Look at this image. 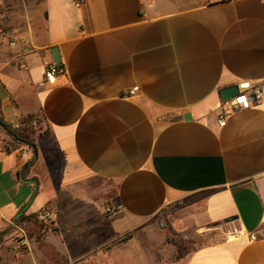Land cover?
<instances>
[{
	"label": "crops",
	"instance_id": "1",
	"mask_svg": "<svg viewBox=\"0 0 264 264\" xmlns=\"http://www.w3.org/2000/svg\"><path fill=\"white\" fill-rule=\"evenodd\" d=\"M262 80L264 0L0 2V116L39 119L35 147L0 130V264H98L199 204L215 238L160 264H264V104L218 123L223 89Z\"/></svg>",
	"mask_w": 264,
	"mask_h": 264
},
{
	"label": "rangeland",
	"instance_id": "2",
	"mask_svg": "<svg viewBox=\"0 0 264 264\" xmlns=\"http://www.w3.org/2000/svg\"><path fill=\"white\" fill-rule=\"evenodd\" d=\"M31 221L35 225L39 221L46 223L39 217ZM212 226L201 204L193 209L175 206L164 215L137 224L133 230L115 232L111 238H105L98 251V264H160L174 261L181 254L213 240L215 236L204 234Z\"/></svg>",
	"mask_w": 264,
	"mask_h": 264
},
{
	"label": "built area",
	"instance_id": "3",
	"mask_svg": "<svg viewBox=\"0 0 264 264\" xmlns=\"http://www.w3.org/2000/svg\"><path fill=\"white\" fill-rule=\"evenodd\" d=\"M4 0H0L2 2ZM85 0H73L76 7H81ZM63 74V71L59 70L56 65H49L45 70V82L55 84L57 78ZM238 93L231 99L224 101L222 104V111L218 118V123L220 126H225L228 117L232 112L237 110H246L253 107L260 106L264 104V80L262 81H240L237 84ZM139 89L136 87L131 91V94H135ZM13 129L20 130L25 127L24 122H18L12 124ZM115 207H109L108 212H116ZM38 217L43 222H51L55 219L56 211H49L46 209H40L37 211ZM241 233H236L235 236H240ZM251 240H256L257 235H249ZM21 243L26 245L27 239L22 238Z\"/></svg>",
	"mask_w": 264,
	"mask_h": 264
},
{
	"label": "trees",
	"instance_id": "4",
	"mask_svg": "<svg viewBox=\"0 0 264 264\" xmlns=\"http://www.w3.org/2000/svg\"><path fill=\"white\" fill-rule=\"evenodd\" d=\"M59 70L62 69L61 65H56ZM39 119L36 116H30L25 120V127L20 130L13 129L12 125L7 123L3 117L0 116V130L5 132L6 135L12 140L13 143L18 144H25L30 147H35V140L33 137L34 127L38 126ZM28 170V167H25L23 169V173H26ZM38 217V214H31L29 216H22L19 220V224L23 223L24 221H31V219H36ZM8 230L0 233V243L3 241L4 236ZM186 253L181 254L180 257L184 256Z\"/></svg>",
	"mask_w": 264,
	"mask_h": 264
},
{
	"label": "water",
	"instance_id": "5",
	"mask_svg": "<svg viewBox=\"0 0 264 264\" xmlns=\"http://www.w3.org/2000/svg\"><path fill=\"white\" fill-rule=\"evenodd\" d=\"M53 62L55 64H60L61 57L59 55L58 49H53ZM238 93V87L237 86H231L223 89L221 91V98L223 101H227L237 95Z\"/></svg>",
	"mask_w": 264,
	"mask_h": 264
}]
</instances>
